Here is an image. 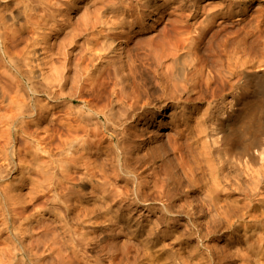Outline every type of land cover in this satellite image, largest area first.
<instances>
[{"label":"rangeland","instance_id":"374dc122","mask_svg":"<svg viewBox=\"0 0 264 264\" xmlns=\"http://www.w3.org/2000/svg\"><path fill=\"white\" fill-rule=\"evenodd\" d=\"M53 1L57 2L56 7H47L46 3H43L38 10L41 14H45L48 9L49 12L55 13L60 8L70 11L63 18L62 15L57 16V22H66L64 27L50 32L52 22L49 21L45 26V38L52 47V61L59 69L51 71L52 78L54 81H58L59 78L65 80H62L63 85L59 83L61 80L58 82L52 80L49 86L53 85V87L50 90H55L56 94L64 91L65 94L59 99L41 93L35 94L36 99L43 101L42 103L50 102L49 112L39 121L36 119L28 125L24 124L23 128L18 125L13 127V130L18 131L12 143L15 151L14 160L18 166L0 183L1 192L5 189L11 192L15 190L14 193L18 192L21 195L22 203L19 201L17 207L19 206L20 210L24 208L25 211L20 218L24 220V217L29 216L35 221L34 235L26 237L25 244L29 247L35 244L33 251L37 256H42L40 264H48V262L53 264V260L55 264H59V261H56L59 260L58 253L63 251L66 245L62 240L60 242V236L56 238L59 235L54 232L57 220L46 210L52 206L51 202L56 199L55 196L57 201L62 202L61 205L55 203L61 217L67 218L70 227L73 225L70 231L77 232H70L68 243L70 246L76 244L77 249L82 251L81 254L86 255L93 264H264V0H191L192 2L190 0H155V3L151 5L148 0H75L76 4H70L71 0ZM102 2L103 4L117 3L122 10L119 8L118 12L112 13L108 11L109 15L104 17L107 22H101L98 19V10L103 5ZM44 8L47 10L45 11ZM21 16L23 20L24 17ZM120 18L127 24L125 23L117 30L115 27L118 21L122 20ZM104 29L107 30L104 31ZM106 32L116 37L114 38L116 52L103 58V60L109 58L112 60V66H110L112 69L109 68L102 76H98L91 64L87 66L88 62H86V67L84 66L82 56L87 52L86 49L91 47L92 39L102 38V34H107ZM202 34L205 37L201 36ZM22 35V44L20 43L21 45L19 44L12 51L19 65L24 64L25 53H20V50L26 46V29L23 30ZM164 35L173 41L176 39L178 42L184 41L186 47L179 50L178 54L183 56L180 58L188 57L190 61L188 64L196 65L197 63L195 68H198L196 69L198 71L193 79L198 85L182 97L177 94L173 97L166 95L169 90L166 89L164 72L173 64L171 57L164 56L161 51L157 54L153 51L149 54H140L141 60H135L134 63L129 60L132 57L135 59L136 48L140 45H148L154 39L157 41L164 38L162 37ZM196 42L198 45L202 42L200 49L194 46ZM216 42L227 45L225 52L227 56L222 55L225 59L220 64V69H215L213 66L212 70L205 55L209 47L213 46L212 43L216 44ZM38 46L41 47V44L38 43ZM191 53H194V57ZM197 53L204 54L200 56ZM225 62H227L226 65ZM94 63L99 67L102 65L98 60ZM39 68L40 71L37 69V73L44 74L45 71ZM86 70L89 71L86 72ZM229 70L233 72L232 76ZM243 71L254 73L257 77L254 76L252 80L246 81L241 75ZM85 72L87 74H84ZM213 72L217 74V77ZM45 75L42 77L44 78ZM95 76L98 77L94 78ZM23 77L19 75L20 84L25 88L24 91H27L30 85L26 77ZM84 77L87 78L85 82ZM88 78H90L89 81ZM121 78L123 79L119 82L121 84L117 83V80ZM231 78L232 81H230ZM96 79H99L98 82ZM114 83L118 89L117 92L121 90L119 96H124L127 104H132L131 106L134 107L123 120V124L115 123L118 126L111 123L113 121H108L103 115L105 119L102 122L107 121L110 127L105 134L95 137L90 128L96 127L94 124L97 121L96 115L87 119V113H85L83 117L87 121L83 119V123L77 118L81 115L79 113L83 111L85 104L88 107H95L96 110L108 104L110 100L105 99V96L107 93L110 95ZM202 83L204 86H201ZM205 85L207 88H204ZM220 89L223 90L220 91ZM103 92H106L104 97ZM99 96L103 97L102 100ZM69 98H75L77 102L69 103ZM242 102L249 104L251 114L254 113L251 115L252 124L256 123L252 125V131L248 134L243 131L244 122L241 123L244 117L241 120V116L234 113L239 115L237 117L240 119H232L234 127L232 126L231 129L234 130L235 136H231L232 139L228 142L230 145L241 144L243 140L250 143L251 152L255 153V158L250 162L251 169L249 168V174L252 175H249L251 178L249 176L245 178V170L240 169L241 164H238L235 170V173L236 171L238 173H236L238 190L228 197H225L226 192L223 190L221 191L223 193L220 192L219 197L214 200L205 189L192 187L186 182V178L183 179L182 172L185 168L190 174L189 177H192L189 171L193 166L192 162H189L191 157L183 158L182 152L178 151L171 153L170 143L173 146L186 145L202 136L196 146H205L206 149H210L208 144H205V134L199 135V131L209 123L213 114L211 111L215 106L224 111L230 110V107L232 110H238L243 107ZM227 112L230 111H226L225 118ZM3 125L0 123V165L4 162L1 159L4 154V137L6 136L3 131L9 128L8 125ZM238 127L243 129H236ZM87 128L88 131H86ZM114 128L116 133L112 134ZM121 132L125 133L120 135ZM117 139L122 141L121 144L125 143L124 153L118 148ZM69 142L74 144L75 155H73L78 161L73 162V159L65 154L66 150L63 152L70 145L67 144ZM80 143L82 145L84 143L83 147ZM48 152L52 158L51 166L55 167L50 171H54L51 173L53 177L46 182L45 178L41 177L42 173L39 174L38 171L41 170L40 162L49 160ZM117 152L121 153L120 157ZM125 153L127 156H124ZM125 157L133 161L130 162L132 166L136 164L134 166L136 173L140 175L139 180L141 179L140 181L144 183V190L142 188L144 198L139 204H136L134 196L129 193V189H132L134 185L127 181L128 177L122 172ZM64 163L70 167H68L70 176L66 180L60 171ZM175 166H183V168L170 176L165 175V170L171 171ZM90 169L97 173L99 183L93 184L91 181V175L88 173ZM23 175L24 178H28L25 182L21 181ZM179 178L181 181L184 180L181 182L184 192L166 201L164 194L168 190V183L178 181ZM39 182H43L41 189L45 192L38 191L35 187V184L38 185ZM73 182L80 186L74 188ZM54 184L56 185L53 186ZM47 185L53 186V189L48 191ZM71 186L73 190L69 189ZM186 186L188 188H185ZM104 189H106L105 192ZM60 192L64 194L62 197L59 195ZM117 192L122 194L123 200L120 201V197L116 195ZM81 196L85 199L82 203L79 200ZM80 206L84 207L83 210L86 213L88 210V214H82L84 212ZM77 213L80 215L79 220ZM93 222L95 224L92 225ZM5 228L6 225L0 218V230ZM83 236L85 238H82ZM50 237L51 240H49ZM44 238L48 239L45 241ZM75 239L79 242L74 241ZM38 240L41 241V245L37 244ZM43 241L50 243L49 248L53 245L55 253L49 248V250L44 249ZM52 241L56 244H52ZM80 242L82 247L81 244L79 245ZM10 243L9 233L1 232L0 264H24L28 260L27 254L25 256L13 248L8 250ZM64 251H66L65 254L62 253L64 256L67 257L69 254L66 260H72L73 253L66 248ZM55 255H57L56 260ZM87 259L82 263L86 264L84 262ZM75 260L77 259L73 256V263L82 264Z\"/></svg>","mask_w":264,"mask_h":264},{"label":"bare ground","instance_id":"6f19581e","mask_svg":"<svg viewBox=\"0 0 264 264\" xmlns=\"http://www.w3.org/2000/svg\"><path fill=\"white\" fill-rule=\"evenodd\" d=\"M74 1L75 0H71L69 3L73 4V3H75ZM146 2L147 1H145V3ZM153 2L155 3V0H148V3L150 5L154 4ZM43 3H46L47 7H49V6L52 7L53 6V8L57 4V2H55L53 0H6V1L0 0V123H3L4 124L3 126H6V125L9 126V128H7V129H5L3 131L6 134V136L4 137V141H5V146L3 147L4 154L1 157V159L4 162H3V164L0 165V183L5 178V176H9L10 173L12 171L16 170V168L18 166L15 163V160H14L15 151H14V148H13L14 146L12 144L13 143V137L18 133V131L17 130H13V127L18 125L21 128H23L24 124L28 125L31 122H34L36 119H38L37 121H39L40 119H43L44 117H46L47 113L49 112V109H50V106H51L50 102L46 101V103H42L43 101L36 99L35 94L41 93V94L46 95V96L55 97L56 99L63 98V95L65 94V93H63L64 91L63 92L61 91L62 93L59 92L58 94H56L57 92H54L55 90H53V91L50 90L53 87V85H52V87L49 86V85H51V81L53 80V78H52L53 74H51V71L56 70V68L58 69V67L55 66V63L52 61L53 52H52V47L50 46L49 41L45 38V35H46L45 26L48 24L49 21L52 22V24L50 26V28H51L50 32H54L55 30H58L61 27H64L66 22L65 21H63L61 23L57 22V20H56L58 18L57 16H61L62 15V18H63V16L67 15L68 13H70V11L67 10V9H64V8H60L59 10H57V12H56L57 14H56L54 11L49 12L48 11L49 9L47 10L46 8H44V10L46 9L47 12L45 14H43V13L41 14V12H39L40 10H38V8L41 5H43ZM102 4H103V2H102ZM156 5H158V4H156ZM123 6H124V3H123ZM119 8H120V5H117V3L116 4H110L108 2L107 4L101 5L99 7V10H98L99 11L98 12L99 13V18L98 19L101 22H107V21H105L104 17L109 15L108 11H111L110 13L118 12L117 10ZM120 10H122V9L120 8ZM21 15H23V17H24L23 20L21 18L22 17ZM88 19H89V17H88ZM112 19L113 18H111V20ZM120 19H122V18H120ZM111 20H108V21H111ZM117 20H119V19L117 18ZM117 20H116V23H117ZM85 21L86 22L88 21L87 18H85ZM111 23H112V21H111ZM125 23H126V21L124 19H122V20L118 21V23H117L115 28L118 30V28L123 26ZM205 26L207 27L208 25L206 24ZM203 28H204V26H203ZM24 29H26V46L23 47V49L20 50V53H23V54L25 53V55H24V64H20L19 65V64H17V60L15 59V55H14V53L12 51L20 43L22 44V41H23L22 32H23ZM73 30H75V28ZM106 30L104 29V31H106ZM204 30H202V31L204 32ZM200 32H201V28H200ZM106 33L107 34H102V36H101L102 38H98L97 37L96 40L92 39L91 47L86 49L87 52L85 54H83V56H82V60H83V62H85V65L84 64L83 65L86 67V62H88L87 66H90V64H91L93 66V71L95 72V74H98V76H102L105 73V71H107L109 68H111L110 66H112V63H111L112 60L110 58L109 59H105V60H103V58L104 57H108L109 54H111L113 52H116L115 51L116 47L114 45V43H115L114 38H116V37H113V34L111 35L112 36L111 37L109 35L110 33H108V32H106ZM114 35L117 36V34H114ZM165 35L162 36L164 38H161V39H159L157 41L154 39L156 42L153 40L152 42L148 43V45L145 44V46H148V48H144L145 46H141L140 45L138 48H136V52H135V56H134L135 59L132 57V59H129V60H130L131 63H134V62H136L138 60H141V58L139 57L140 54H142V53L143 54H149V53H152L153 51L156 54L159 51H161V53L164 56L171 57L172 58L171 60H172L173 64H172V66H169L167 68V70L164 72V75H165L164 78L166 80L165 83H167L166 84V89L169 90V93H167L166 95L167 96L169 95V97H173V95L177 94L178 96L182 97L183 95L186 94V92L188 93V91H193V89L198 85V83L194 80L195 79L194 76H196V73L198 71V70L196 71V69H198V68H195L197 63H196V65L194 63H189L188 64V62H190V61H188V57H187V59H181L180 58L182 56V54H178L179 50H182V48L186 47L184 41L178 42L177 39L175 41H173L171 39H167ZM201 36H203V34ZM201 36H200V38H201ZM173 37H171V38H173ZM203 37H205V35ZM201 41H203V40H201ZM197 42L194 43V46H197L198 49H200L201 48L200 45L202 44V42H199V45H198ZM217 42H216V44H214L215 42L212 43L213 46L209 47L210 49L207 50V54L205 55V56H207L206 57L207 59L205 58L206 61L209 63V65L211 64V66H212V67L210 66L211 69L213 68V66L215 67V69H218V68L220 69V67H221L220 64H222V61H224V59H225L224 56H227V55H225L226 54L225 52H226V46L227 45L225 43H222V42H220V43H217ZM223 42H224V40H223ZM226 42L228 43V41H226ZM38 43L41 44V47L38 46ZM88 45H89V42H88ZM186 45H187V43H186ZM190 45H193V44L190 43ZM192 48H191V50H192ZM117 50H118V48H117ZM64 53H65V55H67L66 52H64ZM60 54H62V53H60ZM193 54L191 56H193ZM197 54H200V53H197ZM203 54L204 53L200 54V56H202ZM222 55H224V56H222ZM164 56H162V58ZM222 57H224V58H222ZM79 59H80L79 61H81V58H79ZM96 60L99 61V64H102L100 67L97 66L96 63H94ZM226 61L228 62V60H226ZM227 62H225V65H226ZM131 63H130V65H131ZM22 65H23V67H22ZM209 65H207V66L209 67ZM229 66H230V63H229ZM39 67H41L42 70L45 71V73L43 72L44 74H42V73L38 74L37 73L38 70L40 71ZM224 68L227 69V67H224ZM83 69H84V67H83ZM87 71H89V70H86V72ZM57 72H60V71H57ZM86 72L84 74H87ZM221 72H222V70H221ZM54 74H55V72H54ZM106 74L109 75L107 72H106ZM213 74H215L216 75L215 77H217L216 73L213 72ZM229 74L232 76L233 72L231 70H229ZM19 75H22V76L26 77L27 83L30 85L29 90L24 91L25 88L22 87V85L20 84ZM43 75H45L44 78L42 77ZM241 75L243 76L244 79H246V81L252 80L253 77L256 76V75H254V73H251L249 71H243ZM98 76H95L94 78H97ZM56 78H57V76H56ZM112 78L113 77H111V79ZM232 78H231L230 81L233 80ZM85 79H87V78L84 77V82H85ZM89 79L90 78H88V81H89ZM198 79L200 80V78H198ZM59 80H61V79L59 78L58 81ZM62 80L59 81V83L61 82V84H62ZM96 80L95 81L93 80V82H96ZM98 80H97V82H98ZM120 80L123 81V79L121 78V79L117 80V83H119ZM201 80H202V82L204 81L203 79H201ZM254 80H256V79H254ZM49 81H50V83H49ZM58 81H54V82H58ZM63 81H65V80H63ZM215 82H216V80L214 81L213 85H215ZM225 82H226V80H225ZM225 82H224V84H225ZM83 83H82V85H83ZM203 83L201 84V86L203 85ZM258 83H260V82H258ZM104 84H105V82H104ZM119 84H121V83H119ZM208 84L211 85L210 83H208ZM217 84H216V86H217ZM94 85H95V83H94ZM86 86H88V85H86ZM216 86H215V88H216ZM82 87L84 88V85ZM220 87H222V86H220ZM241 87H242V85H241ZM27 88L28 87H26V89ZM204 88H207L206 85H205ZM121 89H122V87H121ZM123 90H124V88H123ZM221 90H223V89H220V91ZM117 91H118V89L116 88V85L114 83V88L112 89L110 95H108V93H107L106 94L107 96H105L106 92L105 93L103 92L104 94L102 93L103 94L102 96L103 97L105 96V99H109L110 100V101H108V104L104 105L103 108L100 106L101 109L98 108V110H96L95 107H94L95 108V110H94L93 107H88L85 104L84 107H83V111H81V113H79L81 115L77 119H79L81 121V123H83V119H85L83 117L85 113H87V119H91L92 117H94V115H96L97 121L94 123L96 125V127H95V129L90 128V130H92V132L95 135V137L98 136V135H101V134H105L107 132L106 130L110 127V125L107 124V121L104 122V123L102 122V120L105 119V118H103V115L106 116L108 121H110V122L113 121L111 123H114V124L117 123V124L120 125V124L124 123L123 120H125V118H127L126 116L130 112L131 108L134 107V106H131L132 104L131 105L127 104V101L125 100L124 96H123L124 98L119 96V93H120L121 90L119 91V93ZM188 96L190 97V95H188ZM99 98H100V96H99ZM102 98H100V99L102 100ZM70 102L72 104H75L77 101H76L75 98H69V103ZM244 103H243V107H240V109L238 108L239 111L235 110V109L232 110L231 107H230V110L226 109V111H230V112H227L226 118L224 116V115H226V111H224V109H222L220 107L215 106V108L211 111V113H213V114H211V118L209 119V123L205 127L200 128V131H199L200 132L199 135L205 134V137H206L205 144L206 145L208 144L210 149H208V148L206 149L205 146H203V147L196 146V144L199 142V139L202 136L198 140H196V141H194V142H192L190 144L184 143L186 145L179 144L178 146L177 145L173 146L172 143H170L171 153H175V152L178 151L180 153L182 152L181 156L183 158H185L184 156H188V157L190 156L191 157L189 162L190 163L192 162L193 166L190 167L189 171H190L192 177L191 176L189 177L190 174H189L188 171H186V168H185L184 171L182 172L183 173V179L186 178L187 179L186 182H188L189 185L192 186V187H196L197 186V187H199L202 190L205 189L207 194L210 196V198H212L214 200L217 197H219L220 192L223 191V190H225V192H226L225 197L232 196V195H234L236 193V191L238 190L237 187H239V186H236V185H239L237 183L238 180L236 181V178H237L236 175L238 173H237V171H236L237 174L235 173V170L237 169V165L238 164H241V166L243 165V167H241V166H239V167H240V169L244 168V170H245V175H244L245 178L248 177L249 175L250 176L252 175V174H249V168H250V164H251L250 162H252V160L255 158L254 157L255 153L253 154L251 152V147L249 145L250 143L248 141L246 142V141L243 140V142H241V144L230 145V143L228 142L229 139H232L231 136H235V133L233 132L234 130H232L231 128L234 125L233 124L234 123L233 120L238 118L237 116L240 115L241 116V120L244 117V120L241 121V123L244 122V125H243L244 129H243V127L242 128L238 127L236 129H238V130H239V128L243 129V131L244 132H248V134H249L250 131H252V125L256 123V122H254L255 121L254 120L253 121L254 123L252 124L251 115L254 114V113L251 114L250 111H252V110L250 109L249 104H247L246 102H244ZM237 107H238V105H237ZM259 107H260V105H259ZM132 110H134V109H132ZM253 111L255 112L256 110H253ZM234 113H237L239 115H237V114L234 115ZM256 116H257V114L255 115V117ZM87 119H85V120L87 121ZM238 119H240V118H238ZM90 121H89V123H90ZM84 123H86V122H84ZM237 123L240 124V122H238V121H237ZM258 123H259V121H258ZM87 126H89V124ZM116 126H118V125H116ZM255 126H259V125H255ZM199 127H201V126H199ZM261 127L262 126H260V128ZM256 130H257V127H256ZM86 131H88V128H87ZM115 133H116V129L114 128L113 131H112V134H115ZM124 133L125 132H121L119 134L121 135V134H124ZM112 138L114 139V137H112ZM119 138H121V137H119ZM238 138H240V137H238ZM74 139H75V137H74ZM117 140H118V144H117L118 148L121 150V152L124 153V151H125V145L124 144L125 143L121 144L122 141L120 139H117ZM84 143H83V145H84ZM67 144H70V145L67 146V148L64 149L63 152H65V150H66L65 154L68 157L70 156V158L73 159L72 160V159L68 158L70 161L71 160L73 162L74 161H78V160H76L77 158H75V156H74L75 154L73 153V150H75L74 149L75 148L74 144L70 143V142L67 143ZM83 145L81 147H83ZM85 145H86V143H85ZM131 145L132 144H130V146ZM168 148H169V146H168ZM205 150H206V153H205ZM49 152H48V155H47L48 156L47 158L49 159L48 160L49 162L47 160L46 161L45 160L41 161L40 162L41 170L38 171L39 174L42 173L41 177H44L46 182H47V180L50 177H53L51 173H53L54 171H52V172H50V171L52 170V168L55 167V166L54 167L51 166V165H53V163H50V159H52V158L50 157L51 154ZM75 152L77 153V149H76ZM117 153H118V156L120 157L121 153H119V152H117ZM35 154L37 155L38 153L36 152ZM125 155H126V153L124 154V156ZM169 155H170V153H169ZM82 156H83V153H82ZM139 161H141V160H139ZM130 162H133V161H131V160L129 161V159L127 157H125L124 162L122 164V167H123L122 172H123L124 176L128 177L127 181L134 185L132 189L131 188L129 189V193L131 194V196L132 195L134 196V201L136 202V204H139V203H141L142 198H144V197H142V191L144 190V188H143L144 187V183H143V181H140L141 179L139 180V176L140 175H138V173H136V169H135L136 167H134V166H136V164L134 166H132L131 165L132 163H130ZM76 164H77V162H76ZM96 166L97 165H95V167ZM68 167H69V165L67 163H64V165L62 164V168H61L62 170L60 169L61 173L64 174L65 180L67 179V177L70 176V174H68V169L70 167L69 168ZM182 168H183V166H175V167H173V169L171 171L165 170L164 173H165V175L170 176V175H172V173L174 174V173H177V172L181 171ZM92 169H90L91 171L88 170V173H89V175H91V178H92L91 181L93 182V184H97V183L100 182V179L97 178V173L95 171H92ZM83 175H85V174H83ZM54 176H56V175H54ZM250 176H249V178H251ZM54 178H56V177H54ZM27 179H28L27 177L24 178V175L21 177V181L23 180V182L27 181ZM50 179L48 180V182L50 181ZM182 181H184V180H182ZM182 181L180 179L178 181L176 180L175 182L168 183V190L164 194V197H166V201H170V200L176 198L177 196L181 195L184 192V190L182 189V183H181ZM197 181H199V182L196 183ZM203 182H206V183H203ZM42 183L43 182H39L38 185L35 184V187L37 188L38 191L45 192L43 189H41V187L43 186ZM200 183H201V186H199ZM55 185L56 184H54L53 186H55ZM72 185H73L74 188H78L80 186L79 184H76L74 182L72 183ZM83 185L84 184L82 183V186ZM53 186H48L47 190L48 191L52 190ZM240 187H241V185H240ZM71 188H72V186L69 189H71ZM142 188H143V190H142ZM185 188H188V187L186 186ZM71 190H73V189H71ZM180 190H182V191L180 192ZM105 191H106V189H104V192ZM12 192L11 191H7L6 189L4 190V192L0 191V218L3 219V222L6 225L5 230L4 229L0 230V233L3 232V231L9 233V238L11 239V243L8 245V250H9V248H13L14 250L19 251V253L22 252L25 256L27 254L28 260L24 264H40V262L42 260V256H37L35 251H33L35 249L34 248L35 244H31L30 247L28 245L26 246V244H25L26 237H28V236L33 237V235H34L33 224H34L35 221L33 219H31L29 216L28 217L27 216L24 217V220H22L23 218H20L24 214V211H25L24 208L20 210L19 206L17 207V205H19L18 202L21 201V198H20L21 195L18 192L14 193V192H16L15 190H14L13 193ZM61 192H60L59 195H61V197H62L64 194H61ZM69 193H70V191H69ZM122 193H123V191H122ZM221 193H223V192H221ZM43 195H45V194H43ZM66 195H67V193H66ZM116 195L120 197V201L123 200L122 194L120 192H117ZM55 198L56 199H54L51 202L52 206L48 207L46 210H47L48 213H51V215L55 218V220H57L56 221L57 222V226L55 227V231L54 232H56L57 234L59 233V235L56 238L58 239L59 236H60V238H61V239L59 238L60 242L62 240L63 244L64 245L66 244L65 247H64V250L66 248L67 250H69L70 252L73 253L72 255L74 256V259H77V260H75V262L78 261L79 263H82V261L87 259L86 255L84 256V255L81 254L82 251L80 252V250L77 249L76 244H74V245L72 244L70 246V244L68 243L69 242V238L68 237L70 236V232H73V230L70 231V228H72L73 225L70 227V225L68 223V220H66L67 218L65 219L64 217H61L60 213L58 212V209L55 207V203H60V202L57 201V197L56 196H55ZM79 200H81L80 202L82 203V201H84L85 199H83V197L81 196V197H79ZM21 203H22V201H21ZM61 203H60V205H61ZM231 206H232V204H231ZM80 208H82V206H80ZM83 209H84V207L82 208V210ZM82 210H80V211H82ZM82 212H84V213H82L84 215L88 214V210H87V213L84 210ZM227 212H228V210H227ZM78 214L79 213H77V217H78V220H79L80 215H78ZM117 217H119V216H117ZM78 220H77V222H78ZM85 221L87 222V220H85ZM85 221H83V222H85ZM94 222L92 223V225L95 224ZM92 225H90V226H92ZM96 227H97V225H96ZM47 231H49V230H47ZM74 232H76V231H74ZM56 233H54V234L56 235ZM47 234H48V232H47ZM72 236H74V235H72ZM82 238H85V237L83 236ZM46 239H48V238H46ZM46 239H45V241H46ZM57 239L55 240L56 242H57ZM49 240H51V237L49 238ZM52 240H53V238H52ZM76 240L77 239H75L74 241H76ZM45 241H43V243ZM86 241H87V239H86ZM148 241H150V240H148ZM56 242H55V244H56ZM76 242H79V241H76ZM37 244L41 245V241L38 240ZM49 244L50 243H47V242L44 243L43 244V248L44 249H48L49 248ZM52 244H54V241H52ZM85 244H87V243H85ZM79 245L82 247V243L81 242L79 243ZM50 247L51 248H49V249L51 251H53L54 250L53 245L50 246ZM26 249H28V252H26ZM61 249H63V248H61ZM61 249H58V250L61 251ZM10 250H12V249H10ZM63 251L58 253L59 254V256H58L59 260L57 259V255H55L56 257L54 259L55 260L57 259L56 261L57 262L59 261V264H75V263H73V256H72V260L71 259L70 260H66L67 257L69 256V254L66 257V255L65 256L63 255V254H65L66 251H64V252ZM85 253L86 252H83V254H85ZM51 255H53V254H51ZM90 258H92V257H90ZM49 263L50 262H48V264ZM84 263L93 264V263H90L89 258ZM7 264H9V263H7ZM53 264H55L54 260H53Z\"/></svg>","mask_w":264,"mask_h":264}]
</instances>
